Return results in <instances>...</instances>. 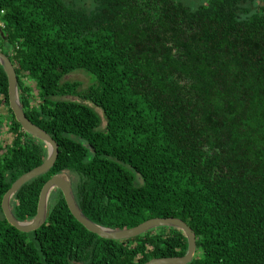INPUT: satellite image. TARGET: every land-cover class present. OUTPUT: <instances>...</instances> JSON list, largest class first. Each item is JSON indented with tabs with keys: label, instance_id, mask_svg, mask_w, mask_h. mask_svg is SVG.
Returning a JSON list of instances; mask_svg holds the SVG:
<instances>
[{
	"label": "trees",
	"instance_id": "1",
	"mask_svg": "<svg viewBox=\"0 0 264 264\" xmlns=\"http://www.w3.org/2000/svg\"><path fill=\"white\" fill-rule=\"evenodd\" d=\"M0 52L25 118L58 149L13 196L16 221L65 173L96 225L179 219L195 238L190 264H264V0H0ZM78 70L93 85L63 80ZM0 110L1 202L46 148L14 120L1 67ZM186 246L172 228L101 239L58 190L30 233L0 209V264H144Z\"/></svg>",
	"mask_w": 264,
	"mask_h": 264
},
{
	"label": "water",
	"instance_id": "2",
	"mask_svg": "<svg viewBox=\"0 0 264 264\" xmlns=\"http://www.w3.org/2000/svg\"><path fill=\"white\" fill-rule=\"evenodd\" d=\"M0 67L2 68L7 82V101L14 120L20 126L21 130L30 137L41 142L46 148V157L37 167L18 177L4 193L0 202V209L6 223L21 233H30L39 229L45 222L49 197L52 191L58 190L64 200L65 206L72 218L81 225L87 232L96 235L104 240L125 241L147 231L157 228H172L184 236L186 239V251L182 257L159 258L147 261L144 264H190L195 253V238L188 226L179 219H150L138 224L130 229H110L96 225L83 216L77 207L71 189V181L67 174L53 175L41 187L34 217L26 222L16 221L10 210V203L15 193L22 185L28 181L44 174L52 166L57 157L58 149L55 142L48 134L31 124L24 116L18 100V91L14 69L8 58L0 52Z\"/></svg>",
	"mask_w": 264,
	"mask_h": 264
},
{
	"label": "rangeland",
	"instance_id": "3",
	"mask_svg": "<svg viewBox=\"0 0 264 264\" xmlns=\"http://www.w3.org/2000/svg\"><path fill=\"white\" fill-rule=\"evenodd\" d=\"M183 1L194 3V2H197L198 0H183ZM63 80H65V81H76L80 84L81 89H85L89 85H93V83L95 82L94 78L90 74H88L84 71H81V70H78V71L71 73L70 75L66 76ZM65 99L75 100L74 98H68V97H66ZM94 110L100 116L101 126H103L104 121L102 119L101 112L97 109H94ZM0 112H2V111L0 110ZM9 139H10V135L8 133H6L3 130V128L0 127V141L6 142ZM69 178H70V181H73V179H75L73 176H69ZM194 256H196L195 253H194Z\"/></svg>",
	"mask_w": 264,
	"mask_h": 264
}]
</instances>
